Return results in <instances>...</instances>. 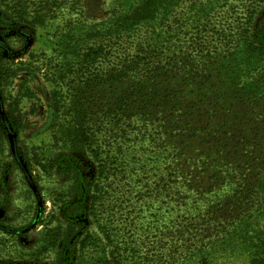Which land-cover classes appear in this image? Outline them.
I'll list each match as a JSON object with an SVG mask.
<instances>
[{
  "label": "trees",
  "instance_id": "trees-1",
  "mask_svg": "<svg viewBox=\"0 0 264 264\" xmlns=\"http://www.w3.org/2000/svg\"><path fill=\"white\" fill-rule=\"evenodd\" d=\"M115 2L62 41L49 105L57 112L64 97L66 128L100 181L66 157L67 226L55 262L32 264H264V21L233 25L216 4ZM9 122L0 103V132ZM140 148L165 166L151 190L169 215L153 237H124L109 221L90 231L113 178L146 166Z\"/></svg>",
  "mask_w": 264,
  "mask_h": 264
},
{
  "label": "rangeland",
  "instance_id": "rangeland-1",
  "mask_svg": "<svg viewBox=\"0 0 264 264\" xmlns=\"http://www.w3.org/2000/svg\"><path fill=\"white\" fill-rule=\"evenodd\" d=\"M193 3L229 11L233 25L251 28L264 21V0H184L182 8ZM116 5L115 0H0V103L11 121L0 132V264L55 262L72 185L66 157L76 159L91 181H100L97 164L66 128L64 97L57 112L49 105L58 101L52 92L62 41ZM149 151L138 153L148 160L146 166L130 165L120 181L121 174L112 177L109 194L94 209L102 222L91 216L90 231L94 227L103 234V222L109 221L124 237L135 239L144 231V237H153L147 230L169 215V207L162 194L151 190L163 184L165 166Z\"/></svg>",
  "mask_w": 264,
  "mask_h": 264
}]
</instances>
